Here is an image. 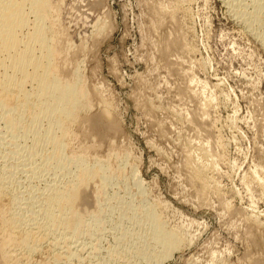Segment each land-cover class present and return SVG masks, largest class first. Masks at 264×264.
<instances>
[{
  "label": "rangeland",
  "instance_id": "1",
  "mask_svg": "<svg viewBox=\"0 0 264 264\" xmlns=\"http://www.w3.org/2000/svg\"><path fill=\"white\" fill-rule=\"evenodd\" d=\"M255 2L46 1L57 77L77 78L85 93L63 155L103 166L110 183L86 178L73 204L84 222L67 247L56 251L49 237L29 252L5 242L12 195L24 203L50 182L74 179L75 170H39L31 180L7 159L0 264H146L135 248L142 239L152 251L146 210L181 241L162 264H264V41L257 35L264 15L253 29L245 21ZM19 142L32 145L30 137ZM96 208L101 223L88 232Z\"/></svg>",
  "mask_w": 264,
  "mask_h": 264
},
{
  "label": "bare ground",
  "instance_id": "2",
  "mask_svg": "<svg viewBox=\"0 0 264 264\" xmlns=\"http://www.w3.org/2000/svg\"><path fill=\"white\" fill-rule=\"evenodd\" d=\"M46 1L0 0V125L2 123L0 147L7 151L5 154H0V166L8 162L7 159L12 158V161L15 160L16 162L14 163L16 168L13 166L12 168L25 172V174H31V178H29L30 175H27L31 180L32 175H36L39 170L41 172L43 170L45 173L49 169L54 170L60 173V176L63 174L67 176L69 170H71L70 166H74L73 169L75 170V173L74 170L72 171L75 174V176L73 174L74 179L71 178L72 180L69 179L66 183L64 182L63 186L57 185V181L56 184L50 182L43 192L37 191L38 194L40 193L38 197L32 191L35 196H29L28 199L24 198L26 200H24V203L20 201L22 198L20 197V199L19 195L17 197L12 195V199H14L12 203H14L13 207H16V213L12 214L13 210L11 209L12 215L7 216L8 218L2 222L4 228L8 230H6L8 233L4 234L6 236L9 234V238H6L7 241L5 242L21 245L29 252L35 251V247L40 244L39 242L42 240L44 242L49 237L52 239H50L52 241L50 243L52 244L51 247L57 249L56 251H60L63 245L66 246L67 236L76 232L78 225L84 222L82 216L73 209V204L79 198V191L88 186L89 178L87 181L85 180L89 175L97 174L101 187L108 186V183H110V177L107 175L106 169L102 168L103 166L90 167L86 164V161L78 158L79 155L77 157L63 155L68 137L67 125L69 122L72 123L77 116L76 112L84 105L82 101L85 98V93L78 88L77 78L73 83H67L62 82L57 77L54 60L59 53V48L53 35L51 36L50 31L52 29L50 30L51 27L48 25L50 22L47 23V21H50L48 20L50 10L47 8ZM256 3L253 12L245 14L249 16L245 21L248 22L247 25L251 28L255 26L254 23L259 16L262 13V17L264 15V3ZM244 9L246 10V8ZM243 10L242 13L245 12ZM242 13L239 15L240 17L245 16ZM257 35L264 41V24L261 26V32ZM44 122L46 127L41 128ZM26 137H30L32 145L21 147L19 141ZM45 146L47 152L43 154L45 156L43 158L40 152L42 148L46 150ZM94 166L96 165L94 164ZM1 169L0 167V171H2ZM9 171H6L5 174L10 173ZM66 173L68 174L66 175ZM197 175L199 174L197 173ZM5 182L6 177H0V194L7 187V182ZM30 188L28 191H31ZM29 193H26L27 196ZM34 197H36V200H34ZM21 205L24 207H21ZM146 211H144V217L147 219L145 229L151 234L149 237L152 241L150 246L152 251L143 250L145 247L142 246L144 244L142 239H136L137 255L141 259L147 260L146 264H162L165 259L170 258L180 248L181 241L177 238V235L165 231L162 223L159 222V217L156 216L153 210ZM99 212L100 209L98 210V208L88 212L86 221H90V224L88 223L87 226L85 224V230H90V227L95 229L99 227L101 223V219L98 218ZM22 226L26 227L22 228ZM16 232L21 236L17 234L19 237H15ZM124 235L121 236L124 237ZM118 239H121V237ZM133 244L135 245V243ZM60 254L59 252V256ZM4 257H6V254Z\"/></svg>",
  "mask_w": 264,
  "mask_h": 264
}]
</instances>
